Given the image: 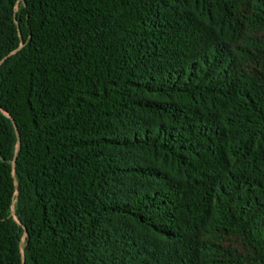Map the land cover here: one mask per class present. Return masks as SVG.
<instances>
[{"label": "trees", "instance_id": "1", "mask_svg": "<svg viewBox=\"0 0 264 264\" xmlns=\"http://www.w3.org/2000/svg\"><path fill=\"white\" fill-rule=\"evenodd\" d=\"M0 264H264V0H0Z\"/></svg>", "mask_w": 264, "mask_h": 264}]
</instances>
